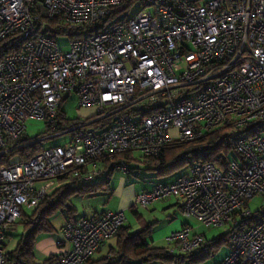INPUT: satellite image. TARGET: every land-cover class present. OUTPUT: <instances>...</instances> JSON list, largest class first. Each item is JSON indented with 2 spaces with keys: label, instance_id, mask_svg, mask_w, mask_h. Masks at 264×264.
Here are the masks:
<instances>
[{
  "label": "built area",
  "instance_id": "obj_1",
  "mask_svg": "<svg viewBox=\"0 0 264 264\" xmlns=\"http://www.w3.org/2000/svg\"><path fill=\"white\" fill-rule=\"evenodd\" d=\"M7 37L19 51L0 60V155L42 141L28 138L30 120L48 137L73 134L0 166V264H10L7 231L58 186L95 181L116 154L155 157L216 130L239 160L223 170L189 158L188 173L139 193L133 208L173 197L201 225L230 224V251L215 264H264V215L241 224L254 214L246 201L264 197V0H0V42ZM71 93L95 108L91 120L65 124ZM116 168L130 173L131 164ZM125 219L107 210L66 220L70 246L46 264H84ZM167 240L187 254L205 237L184 225Z\"/></svg>",
  "mask_w": 264,
  "mask_h": 264
},
{
  "label": "trees",
  "instance_id": "obj_2",
  "mask_svg": "<svg viewBox=\"0 0 264 264\" xmlns=\"http://www.w3.org/2000/svg\"><path fill=\"white\" fill-rule=\"evenodd\" d=\"M52 31V37L55 33ZM70 36H76L77 33H70ZM12 37H7L0 42V60L7 54L18 52L19 46ZM126 112L122 110V113ZM148 112L147 110L143 111ZM86 121L91 118H86ZM113 118H108L109 122ZM74 122V120H71ZM89 125H99L97 122H91ZM46 132V131H45ZM45 132L43 134H45ZM223 130L208 132L203 136L189 141H173L168 144L161 152L155 156H143L142 164L147 170L154 171L158 176H169L176 170L182 168L183 164L189 163L188 159L194 161L212 162L219 168L225 170L229 163V153L232 148L226 145L222 136ZM33 138V137H32ZM42 141L34 142L22 148L9 153L7 157L0 155V166L9 164L11 160L28 159L39 152L42 147ZM137 162V158L132 157L131 153H121L114 155L111 159H102L100 162L102 175L93 182H84L79 185L76 180L71 183H64L55 188L49 195L45 196L39 204L32 209L31 213L22 212L18 222L14 227L20 226L22 236L16 246L6 251L5 256L10 264H35L33 248L36 236L40 233L52 231L50 219L56 213H63L66 220H73L76 208L72 204V197L77 195L95 194L98 190L110 191L109 180L116 169V164L120 160ZM139 218L136 209L130 208ZM264 215V210H258L253 215L241 221V224H250ZM154 223L141 222L140 229L132 230L130 225L121 226L114 238V245H105V241L96 250L97 256L91 257L84 264H153L155 262H175L176 264H197L209 258L215 252L221 243H226L231 248L230 233L231 229L221 237L204 242L195 252L187 254H170L167 248L151 247L148 238L152 232ZM107 241V240H106ZM106 246L105 253H101L102 248ZM54 256L50 257L44 264L50 262Z\"/></svg>",
  "mask_w": 264,
  "mask_h": 264
},
{
  "label": "rangeland",
  "instance_id": "obj_3",
  "mask_svg": "<svg viewBox=\"0 0 264 264\" xmlns=\"http://www.w3.org/2000/svg\"><path fill=\"white\" fill-rule=\"evenodd\" d=\"M140 8L139 3H134L132 6H130L125 12L129 14H134L138 9ZM58 44L63 47L64 49L67 48V44L69 42V38L66 36H59L57 38ZM61 111L65 114V119L64 122L65 124H68L71 122V120H76V119H86L91 116L95 115V108H80L77 105V96L74 93H71L69 97H67L61 104ZM45 132V126L44 122L42 120H30L27 123V130L26 133L28 135V138H34V137H43L42 139V147L43 148H49L54 145H61V146H66L71 138H72V131L65 132L63 134H58L52 137L45 136L43 134ZM174 133V132H173ZM262 137H264V131L261 132L260 134ZM132 156L137 158V162H131V171L130 173H125L122 170L116 168L114 173L111 175V178L109 180V188H113V185L119 184L121 178L125 180L127 185L130 187H135L137 190H141L140 187H148L149 184L156 180L157 178L160 181L167 180L170 178H173L174 176H178L181 174H186L189 171V163L183 164L182 168L179 170H176L174 173H172L169 176H158L155 174L154 171L147 170L145 166L142 164V161L144 160L143 157L140 155L139 152H133ZM229 158L231 160L237 161L239 160L240 156L235 150H231L229 153ZM75 185H79L80 183H74ZM38 185V183H37ZM106 191L103 190H98L97 193L95 194H90L87 196H81L77 195L72 198V201L75 205V207L78 210V213H84L86 212L89 208L93 207H101L106 205L107 203V195ZM156 202L151 203V205H154ZM150 204L147 205L148 207L151 206ZM147 206H141L139 205L137 207V213L139 218L132 212V210H127L125 213V217L129 216L130 218H134V220L138 223L139 227L137 228L134 226L130 220L127 218L125 219V225H130L132 230H137L140 229L141 227V222L143 221L144 223H154V226L152 228V232L154 228H158L159 226L165 227L166 225H169L165 223V216H162V213L158 210L154 211L153 209L148 208ZM246 207L252 212L255 213L258 210H264V197L256 195L252 197L251 199L246 201ZM26 212L29 210L27 208L24 209ZM30 211V210H29ZM128 217V218H129ZM190 223L191 226L193 227V230L195 232H198L202 234L205 237V242L210 241L212 239L218 238L226 234L230 230V224L227 223L225 225L219 226V227H206L204 225H201L199 221L191 216L190 217ZM171 224V223H170ZM167 227V226H166ZM180 227L179 229H181ZM20 229V228H19ZM155 229V230H156ZM177 229V230H179ZM10 230V229H9ZM7 231V234L10 231ZM170 231L164 236V246L167 248V250L172 249L175 254H180L177 248H175L174 244L170 242L168 237L170 234L174 231ZM151 232V234H152ZM155 232V231H154ZM153 232V233H154ZM22 235H20L19 232H11L9 233L8 236H6L4 240V250L9 251L12 250L17 242L20 240ZM115 241L114 238L108 239L107 245H114ZM106 245V244H105ZM163 246V247H164ZM105 247V246H104ZM106 248V247H105ZM102 249L101 253H105L106 251ZM157 248H161L158 246ZM230 250V247L226 243H221L218 247V249L213 252V254L207 258L206 260L199 262L197 264H212L214 261L223 258ZM97 254H94L93 257H96ZM165 264H168L170 262H163ZM143 264V263H142ZM188 264V263H186Z\"/></svg>",
  "mask_w": 264,
  "mask_h": 264
},
{
  "label": "crops",
  "instance_id": "obj_4",
  "mask_svg": "<svg viewBox=\"0 0 264 264\" xmlns=\"http://www.w3.org/2000/svg\"><path fill=\"white\" fill-rule=\"evenodd\" d=\"M176 177L177 176H174L173 178L163 180V181H160L157 178L156 180L152 181L148 187H140L141 190H137L135 187H130L125 182L126 179L124 180L123 178H121L119 184L113 185V188H110V191L106 193L107 200H108L106 205L101 206V207L92 206L84 213H78V210L75 207L76 213L74 214V218H78L80 216H85V215L99 214L107 210H112V211L123 210L125 212L127 210H131L130 208L133 207L136 196L139 193L151 189L157 183L173 181ZM84 196H87V195H84ZM154 202H156L154 205L150 204L151 208L148 206L147 207L150 209H153L154 211L156 210L160 211L162 213V216H165L164 222L169 225H166L167 227L159 226L157 229L154 228L153 232L154 231L155 232L154 233L152 232V234H150V237L148 238V242L151 247L160 246L161 248H165L164 236L170 231L177 230L180 227H183L184 225L191 226V223H190L191 216L182 213L181 208H180V201H178L177 199L173 197H168L166 199L158 200ZM72 204L74 205L73 201H72ZM134 209L138 211L137 208H134ZM29 210L27 212L24 210L23 212L26 214H29L31 213L32 209H29ZM128 217L129 216H126V218L130 220V222L134 223L133 225L138 228L139 225L134 220V218H130V217L128 218ZM50 222L53 228L52 231L46 232V233H40L36 236L34 248H33L35 264H44L50 257L58 255L63 249H66L70 246V244L65 240L64 235L62 233V227L64 223L66 222L65 215L63 213L58 212L54 216L51 217ZM9 231H10L9 233L19 232L20 235L23 234L20 226H17V227L13 226ZM9 233L7 234V236L9 235ZM107 242L108 240L105 241L106 246H107ZM105 247H103L102 249H104ZM223 258H220L214 261L212 264L219 262ZM153 264H165V263L155 262ZM168 264H176V263L170 262Z\"/></svg>",
  "mask_w": 264,
  "mask_h": 264
}]
</instances>
